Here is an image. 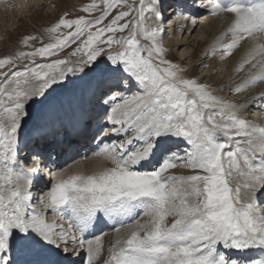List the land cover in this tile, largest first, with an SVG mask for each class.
I'll use <instances>...</instances> for the list:
<instances>
[{
    "label": "snow or ice",
    "instance_id": "6c2138e0",
    "mask_svg": "<svg viewBox=\"0 0 264 264\" xmlns=\"http://www.w3.org/2000/svg\"><path fill=\"white\" fill-rule=\"evenodd\" d=\"M193 4L232 17L210 45L221 59L248 45L234 71L250 72L233 91L264 82V0ZM79 10L87 15L65 13L45 29L49 42L28 35L21 43L31 50L0 58V264H77L84 251L93 264L101 237L85 233L108 219L128 233L106 264H264V129L241 115L264 109V92L229 103L186 76L161 43V0H90ZM38 39L42 46L33 47ZM72 45L67 57L37 62ZM65 81L73 88L61 98ZM25 129L35 151L22 158ZM73 138L95 143L111 166L51 172L45 152ZM142 165L154 166L136 170ZM178 166L193 174L166 175ZM41 168L55 181L34 198ZM234 178L242 183L233 187ZM137 209L146 223L131 219ZM49 211L67 216V228L49 223Z\"/></svg>",
    "mask_w": 264,
    "mask_h": 264
},
{
    "label": "bare ground",
    "instance_id": "6f19581e",
    "mask_svg": "<svg viewBox=\"0 0 264 264\" xmlns=\"http://www.w3.org/2000/svg\"><path fill=\"white\" fill-rule=\"evenodd\" d=\"M171 1L175 2L169 7V10L167 12L162 10L164 16L163 21L166 20V23L169 25L164 26V28L163 26L161 27V34L165 44L174 47L180 59L184 60L189 66L200 67L198 74L204 79V82L218 79L219 86L216 88V91L225 96L229 103H244L252 96L264 92V82L246 88L238 93L233 91L237 85L244 82L250 72V66L248 65H246L241 72L234 71L238 62L242 59L245 49L248 47L247 43H244L239 49L233 50V54L231 56H225L224 59H221V57L224 56L223 51H216L213 53L210 49V45L214 39L219 34L223 33L229 26L232 19L230 15L221 14L220 17L211 16L205 12L204 8L195 7L193 0H165V6H163L162 9L169 6L168 3ZM51 2L52 0H0V50L4 46L3 39L6 38L4 34L7 31V27H5L3 23L4 19L1 15L8 14L9 16L19 15L20 17H27L39 9L45 15L47 12L53 11V9L50 8ZM201 3H206V0L195 1V4ZM172 9H174V11L171 12ZM175 10L177 12L173 14ZM193 21H195V23H193ZM8 31L10 30L8 29ZM227 42L228 41H225V43ZM57 57H61V55L58 54ZM57 57H49V59ZM205 65L206 67H204ZM251 71L255 72L258 71V69H251ZM71 78L70 76L69 79L71 80ZM64 83L67 88L69 84L68 81ZM66 91L64 92V89H61V98L69 95ZM241 115L245 116L253 125H257L259 128L264 129V109L260 106L254 105L250 109H245ZM26 132L27 129L22 131L19 145L21 149L20 156L22 158L30 157L35 151V149H32L31 141L25 136ZM112 139L115 140L117 137H113ZM72 147H77V149L72 151L71 155H67ZM179 147L184 149L187 146H185V144H180ZM30 149L32 150L30 151ZM98 150L95 143L87 144L83 140L76 142L75 138H73L71 146H69L67 142L55 143L45 152V155H47L48 152L51 153V160L47 161L48 169L53 173H59L61 171L71 173L76 170L91 172L95 170L97 166H109L110 163L108 161L95 155V152ZM181 155H183V152H181ZM85 156H87V159H84ZM32 166L31 161L23 165L25 171ZM153 166L154 165H142L138 166L136 170H152ZM54 181L55 177L49 175L48 171L44 168H41V171L34 176V184L32 186L34 198H38L42 194H45ZM261 200H264V197H261ZM33 206L38 209L40 207L36 199L33 201ZM258 210L264 213V203H259ZM46 220L49 223L55 221L67 228V216L61 218L60 214L51 213L49 211L46 215ZM135 220L143 224L149 220V217L143 216ZM109 221L110 222L105 220L98 224H113L115 228L111 232L99 236L101 237L102 249L98 257L93 261V264H106L110 256L109 249L113 246L116 239L126 238L127 236L128 229L122 227L118 219L117 224L113 223L110 219ZM124 221L126 222V220ZM116 228H120L119 233L115 231ZM92 231L93 228L85 233L87 239L95 238L91 237ZM74 259H76L77 264H87L86 251L81 252V254L74 257Z\"/></svg>",
    "mask_w": 264,
    "mask_h": 264
},
{
    "label": "rangeland",
    "instance_id": "374dc122",
    "mask_svg": "<svg viewBox=\"0 0 264 264\" xmlns=\"http://www.w3.org/2000/svg\"><path fill=\"white\" fill-rule=\"evenodd\" d=\"M195 1H198V0H195ZM132 2H133V0H129V3H132ZM164 2H165V0H161V8L163 6H165ZM174 2L175 1H171L169 3L167 2L169 6H166L165 9H162V10L167 12L169 10V7L172 6L174 4ZM87 3H90V0H52V2L50 3V8L53 9V11L47 12L45 15L42 13V11L40 9L36 10L32 15L27 16V17H20L19 15L18 16L17 15L9 16L8 14L1 15L4 19L3 23H4L5 27H7V31L4 34L6 38L3 39V42H4L3 45L4 46L0 50V58H3V57L8 56V55H12L18 50H24V51L31 50L30 48L24 47L21 43L22 38L25 36H28V35H35L37 37L43 38V43L49 42L48 36L45 33V29L47 27L51 26L54 22H56L60 18V16L64 15L65 13L67 14V18H70V19H75L80 15H87V14H85L79 10L82 5H85ZM137 3H138V0H137ZM119 10H120L119 8L113 10L112 14L109 16L108 19L110 20L112 18V15H115L116 12H118ZM172 11H174V9H172L171 12ZM176 12L177 11L175 10V12L173 14H176ZM100 14L101 13L99 11H97V12L93 13L92 16L89 18L99 16ZM133 15H135V13H133ZM107 22H108V20L105 21V23H107ZM166 22H167L166 20L163 21L160 26L161 27L163 26V28H164V26L169 25ZM8 29L10 31H8ZM124 35H127V33L126 34L124 33ZM142 43H147V41H142ZM161 43L163 44V46L166 49V58L167 59L171 60L172 62H174L178 65H180L181 67L188 69L186 76L196 78L198 80V82L205 83V84L209 85L210 89L212 90L213 95H216V96L222 98L223 100L227 101V98L225 96H223L221 93H217V91H216V88L219 86V80L218 79H213V80L204 82V79H202L200 77V75L198 74L200 67L189 66L184 60L180 59L179 56L176 54L174 47H171V46H168L167 44H165V42L162 38V34H161ZM30 44L33 47L42 46L39 39L35 40V41H31ZM75 47H76V45H72L70 48H66L63 52L59 53L61 55V57H57V58H64V57L69 56V53ZM57 58L49 59V57H48V58H44V60H41L40 58H38L37 62H44L45 60L50 62V61L55 60ZM24 63H26V61ZM17 67L22 68L23 64L18 63ZM71 79H74V77H72ZM72 88H73V85L68 84L67 88L64 89V92L67 90L66 92L69 94V92L72 90ZM133 91H135V89H133ZM220 139L222 140L223 138L220 137ZM180 144H185V143H180ZM185 146H187V145L185 144ZM109 166H111V165H109ZM169 174L177 176V177H181V176H188V175H191L193 173L188 168L178 166L177 168L170 170V172L167 173L166 175H169ZM242 180H243V178H234L233 179V187H235V185L237 183H242ZM143 216L144 215L142 213V210L137 209L136 214H134L131 219H136V218L140 219V217L142 218ZM122 219L126 220V223H127V220H128V222L131 221V219L128 217H124ZM168 222L169 223L171 222V218H169Z\"/></svg>",
    "mask_w": 264,
    "mask_h": 264
}]
</instances>
